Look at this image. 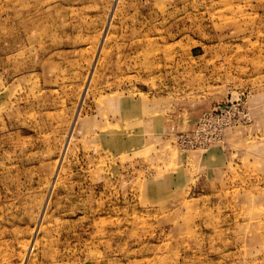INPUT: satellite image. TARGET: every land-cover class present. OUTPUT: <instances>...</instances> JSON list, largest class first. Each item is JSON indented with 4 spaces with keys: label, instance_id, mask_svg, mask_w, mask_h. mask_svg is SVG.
<instances>
[{
    "label": "rangeland",
    "instance_id": "rangeland-1",
    "mask_svg": "<svg viewBox=\"0 0 264 264\" xmlns=\"http://www.w3.org/2000/svg\"><path fill=\"white\" fill-rule=\"evenodd\" d=\"M0 264H264V0H0Z\"/></svg>",
    "mask_w": 264,
    "mask_h": 264
},
{
    "label": "built area",
    "instance_id": "built-area-1",
    "mask_svg": "<svg viewBox=\"0 0 264 264\" xmlns=\"http://www.w3.org/2000/svg\"><path fill=\"white\" fill-rule=\"evenodd\" d=\"M252 118L243 103L228 102L205 112L192 130L176 137L184 150L206 149L221 144L227 130L250 123Z\"/></svg>",
    "mask_w": 264,
    "mask_h": 264
},
{
    "label": "crops",
    "instance_id": "crops-1",
    "mask_svg": "<svg viewBox=\"0 0 264 264\" xmlns=\"http://www.w3.org/2000/svg\"><path fill=\"white\" fill-rule=\"evenodd\" d=\"M260 98H258V97H256V99H255V102L256 101H259V102H257V103H255V104H259V103H261V100H259ZM259 112L260 111H256V116L257 117H254V119H259L258 118V116H259ZM180 119H179V121L177 122L176 120H175V124H174V126H171V122H167V120L165 119V118H163V120H162V122H159V125H161V126H159V127H161V130H162V133L161 134H159L158 133V135H159V137H166L167 135H169L170 133H174L175 131H177V130H180L182 127H183V124H181L180 123ZM150 124H153V126H151V127H153V129L155 130V118L154 119H151V121H150ZM149 124V125H150ZM192 124H190L189 126H191ZM194 127V125L192 126V128ZM188 132V131H187ZM148 135H150V136H153L154 135V133H151V134H148ZM148 139H149V136H146ZM146 139V138H145ZM220 157V156H219ZM223 157V156H222ZM225 157H227V155L225 156ZM224 157V158H225ZM218 159V158H217ZM201 160V159H200ZM213 170V172H215L217 169L215 168V167H212L211 168V171Z\"/></svg>",
    "mask_w": 264,
    "mask_h": 264
}]
</instances>
